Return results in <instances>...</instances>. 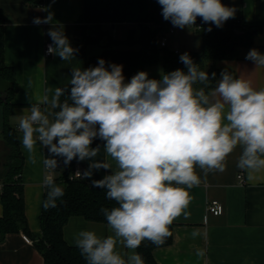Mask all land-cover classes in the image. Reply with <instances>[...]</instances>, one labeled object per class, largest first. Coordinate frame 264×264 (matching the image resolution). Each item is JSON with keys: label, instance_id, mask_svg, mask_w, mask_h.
Here are the masks:
<instances>
[{"label": "clouds", "instance_id": "9594fccd", "mask_svg": "<svg viewBox=\"0 0 264 264\" xmlns=\"http://www.w3.org/2000/svg\"><path fill=\"white\" fill-rule=\"evenodd\" d=\"M157 3L164 20L181 29L194 26L197 18L219 28L236 11L222 0ZM53 16L49 12L33 23L52 25L47 53L71 62L78 49ZM245 59L264 67V54L255 48ZM180 61L186 72L176 69L155 79L139 71L128 82L123 65L106 67L102 58L95 67H72L65 87L45 89L35 102L29 97L30 106L17 117L29 163H37V143L48 150L42 163L52 173L59 167L58 157L65 166L73 160L87 161L88 167L77 171V176L91 180L92 187L103 189L117 205L100 209L110 235L101 237L88 229L74 234L73 243L87 264H144L136 251L141 244L147 240L162 245L171 235L173 222L188 217L189 190L201 183L197 169L205 175L225 171L228 157L238 147L237 168L249 179L264 172V87L256 89L226 69L219 80L216 73L210 79L188 53ZM211 81L216 84L209 88ZM95 140L103 142L102 160L96 159L101 146L93 147ZM100 170L107 174L92 179ZM43 186L47 190L44 209L57 207L64 188L54 175H47ZM197 235L192 233L193 238ZM118 244L129 250L126 256L117 251Z\"/></svg>", "mask_w": 264, "mask_h": 264}, {"label": "crops", "instance_id": "0c3cea01", "mask_svg": "<svg viewBox=\"0 0 264 264\" xmlns=\"http://www.w3.org/2000/svg\"><path fill=\"white\" fill-rule=\"evenodd\" d=\"M223 4L236 10L234 17L226 22H232L241 15L247 23L264 24V0H223ZM0 10L9 19L5 25V62L13 68L19 85L13 100L16 106L10 117V121L14 123L12 125L17 129V117L22 115L23 109L30 106L29 97L35 102L37 95H42L45 89L65 87L71 78L72 67L84 69L88 57L98 54L105 40L100 45H86L83 42V0H44L40 6H27L24 0H0ZM49 12L54 14L53 22L63 26L72 47L78 49L71 62L63 61L59 56L45 55L47 43H52L47 35L52 25H37L33 21L37 17L43 20ZM119 26L125 29L120 38L115 35ZM110 27L114 38L118 40L126 39L129 30L138 29L135 23H118ZM92 30L88 29V32ZM187 33L186 28L175 27V32L169 36V47L183 52L182 47H186V41L183 40ZM253 48L264 54V26L255 35L251 46L239 48L235 60L221 61L218 67L221 71L228 70L234 77L242 76L254 88L259 89L264 87V67H256L254 62L245 59ZM18 137L25 159L22 178L26 215L29 228L38 239L42 236L40 217L46 189L43 181L47 175L55 176L57 172L52 173L44 168V149L39 143L36 145L37 163H29L19 132ZM1 143L3 149H0V172L3 171L9 153L4 141ZM98 144L101 151L96 159L102 160L105 155L103 142H95L92 146L96 147ZM240 152L238 147L228 157L223 172H209L205 175L197 169L201 183L189 190L191 201L186 209L188 217L182 215L173 222L174 236L170 245L154 250L153 255L158 264H264V172L249 179L246 172L236 167ZM87 167L88 162L84 161L77 165V170L83 171ZM105 174L104 170L94 172L92 179H102ZM241 174L243 181L239 178ZM86 181L92 183L91 180ZM2 187L0 180V216L3 215ZM212 200H219L223 204L224 212L221 215L207 212V204ZM81 229L94 230L101 237L111 234L105 223L74 216L64 228L65 240L75 246L73 236ZM193 232L198 233L195 238L192 236ZM24 235L26 234L23 232L8 233L0 242V264H44V257L33 239L26 235L30 240L28 242ZM117 251L126 256L129 250L118 244ZM198 251H203L204 254L198 256Z\"/></svg>", "mask_w": 264, "mask_h": 264}, {"label": "trees", "instance_id": "16d2710c", "mask_svg": "<svg viewBox=\"0 0 264 264\" xmlns=\"http://www.w3.org/2000/svg\"><path fill=\"white\" fill-rule=\"evenodd\" d=\"M83 2L85 22L83 42L86 45H100L105 40L102 50L88 57L84 69L97 66L98 60L102 58L106 61V67L113 63L123 65L126 82L139 71H146L147 67L159 63H162L163 73L176 69L186 72L185 65L180 61V56L184 53H188L201 70L207 71L210 79H212L211 74L216 73L215 80H218L221 73L218 63L235 60L239 48L251 46L255 35L260 33L264 26L263 23L258 22L247 23L241 15L232 22H225L219 28L214 24H205L197 18L196 22L201 23V28L197 26L192 28L200 36L199 49L176 53L169 45L161 46V37L173 25L170 21L164 20L157 0H83ZM24 3L27 6H40L44 0H24ZM8 22L9 19L0 10V106L3 109V141L9 150L3 171L0 172V180L3 183L0 242L8 233L23 232L33 239L35 246L44 257V264H87L79 249L65 240L66 224L74 216L107 224L100 209L117 205L115 201L106 198L103 189L94 188L92 183L74 176L77 165L82 162L73 160L70 165L65 166L63 159L58 157L59 167L54 177L56 183L64 188L65 194L57 201V207L48 210L43 207L40 217L42 236L37 239L30 230L22 178L25 159L20 149L18 131L10 123L12 110L16 106L13 100L19 85L13 68L5 62V25ZM118 23H135L138 29L129 30L126 39L118 40L114 38L110 27ZM209 28L211 31L208 30ZM88 29L93 30L88 32ZM215 84L216 81H211L209 88L214 87ZM201 86L197 85V87ZM95 142L102 141L95 140L93 143ZM44 154H48L46 148ZM46 192L45 189L44 200ZM173 229L172 224L171 235L160 246L147 240L141 244L137 251L142 255L144 264H158L153 252L156 248L173 242Z\"/></svg>", "mask_w": 264, "mask_h": 264}, {"label": "rangeland", "instance_id": "374dc122", "mask_svg": "<svg viewBox=\"0 0 264 264\" xmlns=\"http://www.w3.org/2000/svg\"><path fill=\"white\" fill-rule=\"evenodd\" d=\"M120 28H117L115 35L117 37H122V33L123 30H125L123 28V26H119ZM188 30V33L186 35L185 40L186 41V47L185 48H189V49H185L184 47H182L183 52L185 51H194V50H198L199 49V45H200V39L198 34L196 33L195 29H193L192 27H185ZM112 32V30H111ZM125 34V33H124ZM124 37H126V35H124ZM120 48H127V47H120ZM134 49L136 48L133 47ZM132 49V48H130ZM146 72L148 73V76L151 78H155V79H160L161 75L163 74V66L162 63H159L158 65L155 66H151V67H147L146 68ZM11 124H14L13 121H10ZM2 124H3V109L0 106V149H3V145H2V141H3V136L1 133V129H2Z\"/></svg>", "mask_w": 264, "mask_h": 264}, {"label": "built area", "instance_id": "2783aa9c", "mask_svg": "<svg viewBox=\"0 0 264 264\" xmlns=\"http://www.w3.org/2000/svg\"><path fill=\"white\" fill-rule=\"evenodd\" d=\"M194 26H197L198 28H201V23L199 22V21H197L196 22V24L194 25ZM175 32V27H170L169 29H168V31L161 37V40H160V43H161V46H167L168 45V37H169V35H171V34H173ZM50 44H52V43H47V45H46V47H45V55L48 57V56H51V54H48L47 53V47H48V45H50ZM175 52L176 53H180V51L179 50H177V49H175ZM77 171H81V170H76V172ZM76 172H75V177L76 178H79L78 176H77V174H76ZM82 172V171H81ZM239 178H240V180L241 181H243V175L241 174V175H239ZM79 179H81V178H79ZM207 212L208 213H211V214H213V215H221L223 212H224V206H223V204L219 201V200H212V201H210L208 204H207ZM24 237V239L26 240V241H28V242H30V240H29V238L26 236V235H24L23 236Z\"/></svg>", "mask_w": 264, "mask_h": 264}]
</instances>
